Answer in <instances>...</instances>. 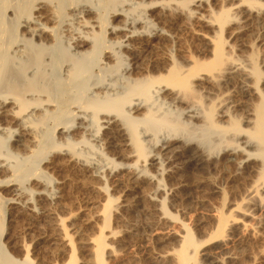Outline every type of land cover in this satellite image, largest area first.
Returning a JSON list of instances; mask_svg holds the SVG:
<instances>
[{"label": "bare ground", "instance_id": "6f19581e", "mask_svg": "<svg viewBox=\"0 0 264 264\" xmlns=\"http://www.w3.org/2000/svg\"><path fill=\"white\" fill-rule=\"evenodd\" d=\"M65 1L70 0H0V48H3L0 50V115L4 120L11 118L18 126H0V187H8L15 193L13 198L3 200L33 216L36 207L31 197L26 196L29 188L24 183L40 173L45 176L46 171L41 167L38 174L22 173L25 162L40 161L50 149L65 156L62 163L65 168L67 165L87 167L76 146L87 143L90 136L95 141L105 140L109 148L115 149L120 142L127 146L125 158H133L140 166L135 164L136 169L130 171V178L136 180L146 170L140 163L148 161L149 142L159 141V134L166 132L172 134V139L155 143L158 150L154 149L152 158L159 165L160 174L166 172L163 163L166 160L178 161L173 166L186 165L198 172L210 168L227 172L235 168V174L246 182L241 200L260 202L257 199L264 194V56L260 62L253 46L264 38V0H110L111 6L103 13L88 0H71L72 12L58 14L56 9ZM109 17L113 21L122 17V21L114 24ZM154 20L161 26H155ZM176 23L188 27L190 37L199 40L198 53L193 55L179 48L174 57L176 53L173 55L167 46L161 58L152 60L148 66L145 64L147 67L135 55L130 64L125 63V49L134 54L175 40L171 29ZM107 35L112 38L106 39ZM93 64L98 65V72L91 74L88 70ZM102 128L103 138L98 135ZM6 139L14 142L13 150L4 147ZM222 147V161L214 162L213 152ZM112 161L107 163L113 164L111 169V166H129ZM89 172L103 177L101 171ZM152 186L150 196L163 194L160 181H152ZM62 189L61 185L48 189L51 201L62 204ZM111 201L108 198L103 208L100 207L102 212L96 213L103 216L104 224L96 237L90 236L85 241L90 247L86 264H107L106 255L110 257L114 253L112 238H116L118 231L108 225L114 207L119 204L114 206ZM50 204L44 203L45 212L54 216ZM241 204H235L232 211L244 218L252 216L251 208L246 204L243 208ZM159 205L167 213L163 202ZM0 206L1 234L5 221ZM217 216L215 237L220 239L219 248L226 258H231V250L226 252L230 239L224 233L228 226L237 224L238 218L225 213ZM52 222L55 241L64 247L70 257L67 264H71L77 257L65 219L55 217ZM253 229L259 230V225ZM181 240L180 247L174 250L176 264H197L201 242L188 229ZM5 248L0 243V264H34L27 248L22 257L10 254ZM216 254L209 252L206 260L221 264L222 257L219 259Z\"/></svg>", "mask_w": 264, "mask_h": 264}, {"label": "rangeland", "instance_id": "374dc122", "mask_svg": "<svg viewBox=\"0 0 264 264\" xmlns=\"http://www.w3.org/2000/svg\"><path fill=\"white\" fill-rule=\"evenodd\" d=\"M98 1H100V3H98ZM71 2V0L63 2L62 4L64 6L60 4L56 9L57 11H55L58 14H63V12L69 13V11L71 13L72 11L69 5ZM88 3L92 6H96L98 9L94 8L102 13L107 10L106 7L111 6L110 0H88ZM50 5L53 6L52 4ZM51 6H49V8H52ZM137 10H139V8ZM137 10H135V13ZM137 13L139 12L137 11ZM109 19L111 20L110 22L114 24H120L119 20L122 21V17L117 21H113V18L111 17H109ZM47 23L51 26L56 25L53 22ZM179 24L176 26L173 25L171 29L176 36L175 40L178 39L177 42L172 39L173 41H170L171 43L163 42V44L167 43L166 45H163L165 48H163L162 45L157 47L155 44L156 47L154 46L153 48L151 47L146 50H140L138 53L136 52L134 54H131L132 52L129 53L126 49H122L125 53L123 56L125 63L130 64L135 55L139 57L140 61H142L141 63L143 66H148L152 60H159L161 58L164 50H167V46L169 47L168 49L173 50H171L173 55L176 53L174 57H177V54L180 51L179 48L188 50L191 54L193 53V55L198 53L199 50H197V48L200 49L199 47H201V45L199 44L201 43L198 39L195 38V40L194 37H190L192 34L188 27H186V29H189L190 31L186 30L184 25L179 26ZM154 25L161 26V23L159 24L157 20H154ZM173 28H176L177 31ZM166 29H168V27H166ZM149 33L148 35H150ZM109 36L110 35H107L106 39L107 37H111ZM114 37L116 36H113V38ZM252 38L255 39L254 36H252ZM150 39L154 38L150 37ZM248 39L250 40V37H248L247 40ZM263 39L264 38L257 41L258 45H256L257 43L255 42V46H253L254 51L258 53V57H260V62L264 56ZM241 42L238 41V43ZM114 46L118 49V45ZM0 50H3V48L1 47ZM159 53L161 55H159ZM106 55H109V53H106ZM104 58L105 55L102 57V60H104ZM47 69L48 72L49 70L51 71V67L50 69ZM263 69L264 68H262V70ZM88 71L91 74L98 72V65L93 64ZM107 78L109 77L107 76ZM54 79L59 81L56 77H54ZM118 82L120 83L119 80ZM232 88L235 89L234 87H231V89ZM233 91L235 92V90ZM62 93L59 95H62ZM156 105L157 106L155 107L157 108L159 105ZM10 119L11 118H7L8 121L4 120L0 115V126L11 125L13 128L18 127L17 124ZM50 123L52 125V120H49V124ZM38 127L37 129L40 128ZM103 132V128L98 132V135L102 138ZM163 133L159 134V141L156 139L152 140L153 143L152 141L149 142L150 153L148 155L149 158L147 157L148 161L145 162L146 164L140 163L143 166L145 165L144 168L148 170V172L145 170V172L139 173V176H136V180L130 178V171L136 169L134 168L136 163L133 158H125V154L128 152V147L124 146L121 142H118L119 144L115 146V149L109 148L104 144L105 140H100V142L95 141L96 139H93L92 136H90L91 138L87 143L83 142L84 144L81 143V145L79 144L76 146L78 156L87 161V167H82L83 169L77 166L71 167L69 165L65 168V164L62 165L65 156L56 153L55 150L50 151V149L41 156L40 161L32 163L25 162V168L22 173L34 171V173L38 174L42 168V170L46 171L44 173L45 176L40 173V175H36L35 178L24 183L26 187L29 188V190H27L28 195L26 194V196L31 197L32 204L36 207V212L32 216L26 212L22 213L18 211V208H13L14 205H9L10 203L4 201L3 198H5V200L6 198H13L15 194L14 191L12 192V189L8 187H0V201L3 200V203L1 204L4 209L2 218L5 221L4 232H1L0 234V243L6 247L5 250H8L7 252L16 257L19 255L22 257L23 254H25L24 249L27 248L30 252L29 257L34 264H51L52 262V264H67L70 257L64 252V247L56 242V230L53 228L55 226L52 222L55 217H60L65 219V228L67 232H69L70 237L73 238L72 240L75 245L77 259L72 263L86 264V260L90 259L88 251L90 247L85 244V241L86 239H90V236L94 238L99 234V229L104 224V218L102 215L96 216V213H101L102 209L100 210V207L103 208L108 198H111L113 200L111 203L114 206L116 204L119 205L114 207L115 211L112 213L108 226L109 228L116 230V232L118 231V233L115 236L116 238H112L114 244L112 245L114 246L113 255L110 257L106 255L105 257L107 264H176L175 251L180 247L182 243L181 239L185 235L187 229L192 232L197 241L199 240L198 242H201L197 249V260L199 264H210V260H206L209 252H214V254L218 252L216 256H218L219 259L222 257L221 264H264V194L260 196L261 199L260 197L257 199L261 204L258 201L244 203L243 200H241L243 198L241 196H244V191L246 189L244 186L246 185V182L240 177V175L235 174V168L227 169V172L226 170H219V168H210L211 171L208 169L198 172L192 168L189 169L186 165L185 167H183L184 165L182 167H180V165L173 166L178 163V161L173 163L166 160L163 163L167 173L164 172L160 174L157 168L159 165H157L152 159L156 152L155 150H158L155 149L157 148L155 143L156 145H159L162 143V140L166 141L168 138L170 140L172 139L170 137H173L171 136L172 134L168 135L166 132ZM6 143V146H4L6 147V150L14 149V142L12 140L6 139ZM224 147L221 149L218 148L213 152L212 156L214 157L212 159L214 162L220 163V160L222 161V158L224 157ZM6 150L3 148L2 152H5ZM11 160V163L14 164L15 158H12ZM107 160H113L116 163L121 162L129 166L126 168L121 167V165L116 168L111 166V169L110 165L113 164H107ZM50 165H53V167ZM137 165L138 164H136L135 167H137ZM92 169L101 171L103 177L92 176L89 172V170L91 171ZM173 171L175 172L173 173ZM156 180L160 181L162 184L164 189L163 194L159 193L150 196L148 193L153 188L152 181L156 182ZM60 185L63 188L61 205L58 204V202L51 201L52 199L49 197V190H51L52 187L55 188ZM30 188L33 191H30ZM41 196L44 200L41 199ZM42 202L45 204L51 203L50 206L54 209V216H50L48 211L45 212L47 206ZM161 202H163L166 207L167 213L165 214L159 205ZM241 202L244 205L243 208L246 207L245 204L249 206H247L249 209L251 208L250 211L253 212L252 216H245L244 218L240 213L236 214L235 211H232L236 206L235 204ZM256 203L257 205H255ZM223 213L231 217H235L236 215L238 222L242 225L239 224L238 226L237 222L234 226H228L226 228L227 231L225 230L226 232L224 231V234H227L226 236L230 239L226 245V247L229 248H227L226 252L231 250L229 252L232 256L231 258H226L225 252H223L222 248H219L220 239L217 240L218 237H215L218 236L216 233L217 215L220 216ZM259 221H261V223ZM254 225H259V230H254ZM229 228L233 231L229 230ZM172 261L173 263H171ZM207 261H209V263Z\"/></svg>", "mask_w": 264, "mask_h": 264}]
</instances>
